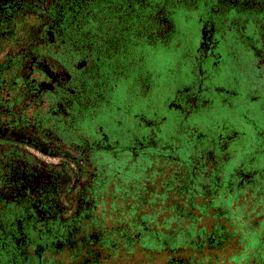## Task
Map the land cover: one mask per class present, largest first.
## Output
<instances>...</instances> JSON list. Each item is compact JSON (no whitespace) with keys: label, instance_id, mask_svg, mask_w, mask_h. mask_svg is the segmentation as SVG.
I'll use <instances>...</instances> for the list:
<instances>
[{"label":"flooded vegetation","instance_id":"flooded-vegetation-1","mask_svg":"<svg viewBox=\"0 0 264 264\" xmlns=\"http://www.w3.org/2000/svg\"><path fill=\"white\" fill-rule=\"evenodd\" d=\"M261 193L264 0H0V264H204Z\"/></svg>","mask_w":264,"mask_h":264},{"label":"rangeland","instance_id":"rangeland-1","mask_svg":"<svg viewBox=\"0 0 264 264\" xmlns=\"http://www.w3.org/2000/svg\"><path fill=\"white\" fill-rule=\"evenodd\" d=\"M171 66H173V60L170 63V66L166 65V67H169V68H172ZM238 121L241 124L240 117H238ZM250 151L251 149H247V152H245L246 158L249 157ZM162 181L163 180L161 178V189L159 187L156 188L157 191L161 190V193L166 189V186L162 184ZM263 197H264L263 193H261L260 195L257 196V200L262 199ZM172 205H173V202L170 200L161 201L160 221H161V233L162 234H165L167 232L171 233L172 228L177 225V223H175L174 221L171 222L170 224H167L164 221V217L165 219H168L170 216H172L173 214V211L171 209ZM163 207H165L166 209H164ZM261 209L262 208H259V207L254 209L252 202H250L249 200H242V199L234 201L233 203L230 204L228 208H225L224 213L226 212L230 213L231 210L233 212L237 210L235 214H239L240 212H242L243 214L239 220H235V218H231L232 222L221 220L222 225L225 226V228H228L230 230L233 229L231 228L232 226L233 227L235 226L238 231H245V232L249 231L250 233H257L254 236V238L251 240L253 241L255 239V241L253 242V244L254 243L255 244L251 245L253 246L254 249L249 248L247 243H244L243 239L241 238L242 236L238 234L240 238L238 235L234 236L232 240L230 241V244H227L222 251L221 250L215 251V252L209 253L210 255H205V257L203 258V263L207 264L210 260L214 264H264V254H260L259 257H257L258 259L254 257L255 254L258 251H260L261 245H264V232L261 233L262 228L260 226V222L264 220V212H261ZM150 212H152V210ZM193 212H195L197 215L199 214V212L196 210H194ZM210 212L214 213V209L210 208ZM238 221H244L246 224H244L243 226H238L237 225ZM186 224H187L186 222L182 223V225H186ZM200 225L204 226L207 232H210L213 230V227L211 226V224L209 225V224H205L204 222H201ZM154 230L155 231L158 230L157 226H154ZM259 239H260V246H259L260 248L257 249V246L259 245ZM246 252H248V256L246 257V260H242L239 262L235 260L236 258H239L242 254ZM131 258L132 260H130L129 262L123 261V262H118V264H158V261H155L154 263L152 262L149 263L146 256L139 255V253H135V256ZM166 258H167L166 254H161V264H165Z\"/></svg>","mask_w":264,"mask_h":264},{"label":"trees","instance_id":"trees-1","mask_svg":"<svg viewBox=\"0 0 264 264\" xmlns=\"http://www.w3.org/2000/svg\"><path fill=\"white\" fill-rule=\"evenodd\" d=\"M167 188V187H166ZM217 199H219V200H217ZM222 200V197L221 196H219V198H216L213 202H212V205L211 206H213V209H214V215L215 214H218L221 218H222V220H224V221H229V222H232L231 220V218H235V220H239L240 219V217L242 216V212H240L239 214H235V212H237V210L236 211H232L231 210V212L230 213H228V212H226V213H224V210H225V208H228L229 206H230V204L232 203V201H229L228 203H225L224 205L223 204H220L219 203V201H221ZM204 203H196V204H194L195 205V208H197V209H199L200 211H202V209H206L205 208V206L203 205ZM164 209H166L165 207H163ZM162 208V209H163ZM177 207L174 205V203H173V205H172V211H173V214H172V216H170L168 219H165V217H164V221H165V223H167V224H170L171 222H177V225L176 226H174L173 228H172V232L171 233H169V234H167V233H165V234H162L161 233V246H162V238L163 237H165V236H168V237H173V238H175V240L172 242L173 243V245L174 244H176L177 242H179L180 241V239H182V238H180V236L182 235V234H184V229L185 228H190V226H192L193 225V219L196 217V216H198L197 214H196V216H195V213H193V214H188V215H186V213H185V211L184 210H186V209H184L183 211H180V210H177L176 209ZM163 209V210H164ZM210 209V208H209ZM238 210H239V208H238ZM185 215V216H183V217H181L182 215ZM229 215V216H228ZM227 217H229L230 219L228 220L227 219ZM180 222H186L187 224L186 225H184V227L183 228H180L179 226H181L180 225ZM244 224H246L244 221H238V226H243ZM234 230L238 233V234H240L242 237H245V236H247V234L248 233H250L249 231L248 232H245V231H238L237 229H235L234 228ZM189 231H190V229H189ZM190 234H194L193 233V231H190ZM253 235V234H252ZM184 240H186V241H188L189 240V238L188 237H185L184 238ZM260 252H261V254H264V245H261V248H260Z\"/></svg>","mask_w":264,"mask_h":264}]
</instances>
